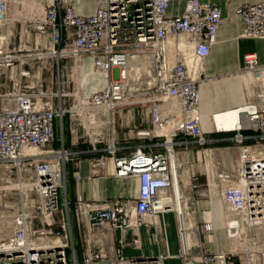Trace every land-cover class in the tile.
<instances>
[{
    "label": "built area",
    "instance_id": "1",
    "mask_svg": "<svg viewBox=\"0 0 264 264\" xmlns=\"http://www.w3.org/2000/svg\"><path fill=\"white\" fill-rule=\"evenodd\" d=\"M71 1L0 0V65L13 68L20 58L6 52L4 46L5 24L17 21L25 32L32 24L45 43L36 42L40 48L35 57L54 59L58 69L64 58H70L77 67L84 56H89L94 72L107 77L104 87L83 94L72 73L68 82L72 91L65 90L61 80V86L53 90L54 64L45 67L50 71L47 79L40 71L35 74L24 67L9 76L11 88L0 92V166L15 168L18 180L30 184L42 227L33 229L24 211L10 216L12 230L0 239V264H78L65 196L66 164L75 152L64 146V115L68 116L70 132L77 134L74 143L87 142L92 151L104 153L92 160L93 168L102 169L109 158L113 176L137 182L135 197L103 202L78 197L74 216L79 225L86 221L121 232L141 225L155 226L158 235L157 217L173 211L179 256L188 263L264 264V60L259 61L254 52L243 55L242 72L251 77L250 97L239 109L240 119L235 125L213 128L230 133L228 138L238 150L231 171L220 169L219 159L212 163L219 167L211 174L216 179L227 241V249L216 251L200 239L201 233L213 231L209 213L201 226L187 225L186 209L193 201L183 190L181 171L188 149L196 147L200 154L209 139L200 124L199 85L205 80L204 73L189 65L177 41L187 43L192 59L203 63L223 22L220 6L186 0L182 13L170 15L172 0H96L92 14L80 15ZM238 12L241 36L263 39L264 0L245 2ZM31 57L22 56L20 63ZM67 99L70 103L65 107ZM123 105H146L149 127L136 134L151 140L127 153H122L125 146L112 134L104 139L96 133L98 121L101 128L110 126L117 108ZM55 119L61 130L60 146L56 145ZM103 141L105 145L99 147ZM203 151L212 153L210 149ZM198 187V176H191L190 189L196 191ZM124 240L120 238L119 243L123 245ZM139 244L138 236L130 241L132 246ZM167 257L163 251L148 257H127L120 249L107 255L102 249L86 248L82 262L164 264Z\"/></svg>",
    "mask_w": 264,
    "mask_h": 264
},
{
    "label": "crops",
    "instance_id": "2",
    "mask_svg": "<svg viewBox=\"0 0 264 264\" xmlns=\"http://www.w3.org/2000/svg\"><path fill=\"white\" fill-rule=\"evenodd\" d=\"M215 2L220 6L223 22L216 32L215 42L210 47V53L203 61L205 76L210 77L199 85L200 104L199 110L201 113V129L209 139V142L203 146L202 151L210 149L217 151L224 148H231L233 145L228 138L231 134L225 132H216L211 125V116L213 112L223 110L229 107H237L245 105L248 98L246 96V82L239 78L243 70V55L248 52L257 54L258 60H264V38L263 39H249L241 36L242 20L238 12L239 6L243 3H255L261 0H203ZM186 0H172L168 8V14L178 15L182 13ZM71 5L80 15L92 14L96 7V0H72ZM90 59L89 56H84L79 66L75 67V85L83 91L81 86V76L84 69L85 61ZM63 60V59H62ZM61 60V61H62ZM68 61L62 64L60 71L57 74L62 77L63 88L69 87L68 75ZM60 66V65H59ZM197 66L193 62V67ZM73 72V67H72ZM94 71L93 69H90ZM245 74V73H243ZM248 75V74H247ZM73 78V75H71ZM60 80V79H59ZM102 88V87H101ZM99 88V89H101ZM84 93V91H83ZM239 116V117H238ZM114 122L108 126H99L96 133L106 139L112 134L119 144L125 146L122 153H127L135 148L138 144L150 142V139L138 138L137 131L145 130L149 127L148 112L146 105H131L119 106L114 118ZM240 119V114H229L224 120L231 126L235 125ZM67 124V122L65 123ZM64 127V123H63ZM68 130V129H67ZM80 130V129H79ZM77 134L71 133L68 130L67 138L64 146L75 155L66 164L67 169V190L66 199L69 202L70 222L73 232V246L78 264H83L82 260L85 255V249H102L107 255H114L117 249L127 257H142L153 256L158 251H163L168 254L164 260V264H200L198 262L188 263L186 259L179 256V239L176 230V217L173 211L160 214L157 217V223L160 232L157 235L155 226H139L136 229H128L121 232L119 229L111 230L108 225L96 227L84 221V224L79 225L74 216V208L78 197L84 200H95L103 202L112 198H127L135 197L137 194V182L135 179L117 178L111 173V162L106 158L105 166L93 168L92 160L104 153L99 151H92L91 146L87 142L74 143ZM103 142L98 144L99 147L105 145ZM236 147V144H235ZM184 149V147H179ZM196 147L188 149L187 160L184 161V167L181 171L183 190L187 192L189 201H193V205L187 206V225L201 226L203 217L209 213L213 231L209 234L201 233L200 239L207 242L208 246L216 251L227 249V241L224 229L222 228L220 218V207L216 201L218 191L216 193V182L214 177L209 181V174H207L206 185L211 188L207 192L211 196H207L206 190L197 193L190 189L191 176L197 175L198 180L201 175V170L196 167L200 160H196L195 156L191 159L190 153ZM229 152L220 154V162L223 167H228L230 162ZM211 165V164H210ZM80 175V179L76 180L75 176ZM215 175V174H214ZM215 184V187L213 185ZM201 182H199V186ZM195 192L197 195H192ZM62 197L64 196L61 193ZM214 197V198H213ZM170 213V218L173 223L169 231L167 214ZM168 232H171V239L169 240ZM138 236L140 244L138 247L130 245V241ZM125 239V243L121 245L119 239ZM212 243V245L210 244ZM69 254L72 252L69 250ZM91 264H109L106 261H99ZM238 264V263H237Z\"/></svg>",
    "mask_w": 264,
    "mask_h": 264
},
{
    "label": "rangeland",
    "instance_id": "3",
    "mask_svg": "<svg viewBox=\"0 0 264 264\" xmlns=\"http://www.w3.org/2000/svg\"><path fill=\"white\" fill-rule=\"evenodd\" d=\"M29 24V23H27ZM31 27H29V31L26 32L23 31L22 26L23 24L21 22H14L11 23V25L7 26L5 24L3 28V33L5 38V43L4 46L6 47V52H9L12 55H15L17 57H20L19 59H16L13 64V68H10V66H4L0 65V83H2V87L0 85V92L2 91H7L11 88V81L9 80V76L12 75L14 72H18L20 68L24 67L26 69H30L33 73L37 74V72H41V77L43 79H47L49 77V72L46 70V66L49 67L51 64H54V84H53V90L56 91L60 85V80H62L61 76H58L57 74L62 73L60 69L62 68V64L65 63V61H68V75L72 73L73 78H75V73L76 71L74 70V65L73 62L70 58H64L62 61L60 60V66L57 69L56 61L51 58H38L35 57L34 54H36L37 50L40 48L39 44H36L38 40H40V44L44 45L45 43L42 42L41 39L37 37L35 34V30L32 28V24H30ZM7 34V35H5ZM38 38V39H37ZM47 46V44H46ZM44 50V49H43ZM31 54V58H28V60H25V63H20V59H22V56ZM187 55V54H186ZM191 55V54H190ZM188 56V55H187ZM189 57V56H188ZM0 63H2L0 61ZM71 67H73V72L71 71ZM90 69H93V59L90 57L88 61H85L84 64V69L83 73L81 76V86L84 89L83 94H90L92 92H95L99 90V88L104 87L107 84V77H103L97 73L92 72ZM203 69H204V64H203ZM205 80L209 79L210 77H207L203 75ZM240 79L246 82L245 86V92L246 96L250 97L251 94V77L247 74H240L239 76ZM59 83H58V80ZM204 80V81H205ZM72 83L69 85V87H65V90L67 91H72ZM57 103V100H55ZM70 103V100H66V106L68 107ZM243 106H237V107H229L223 110H218L213 112L211 116V125L213 128H218V129H228L231 127L226 121L224 120L225 117H227L229 114L234 113L236 115H239V109ZM215 116V117H214ZM239 117V116H238ZM67 122V124H65ZM64 124H65V129L69 130V122H68V116L65 115L64 118ZM54 125H55V139H56V145L60 146L61 144V130L60 126L58 123V120H54ZM80 128V127H79ZM67 130V133H68ZM79 133L81 132L80 130L78 131ZM63 136H64V127H63ZM67 138V135L64 136V142L65 139ZM231 145L233 147L231 148H224L220 149L217 151H212L210 152H204L201 151L200 154H197V148L193 151V154L190 153V158L192 159L194 156L197 160V158L200 159L199 162H196L198 164L196 167L201 170V175L199 178V182H201V185L198 187L197 193L203 192L206 190V195L211 196L208 192L209 188L206 183H207V175L209 174V177L212 176L211 172L213 171H218L219 167L212 166V163H214L215 160L220 158L221 153H226L229 152L230 157V162L233 159L237 158L238 155V150L235 147V142L230 140ZM214 155V156H213ZM235 161V160H234ZM211 164V165H210ZM220 169H224L226 171H231V165L229 163L228 167H221ZM211 180V177L209 178V181ZM215 182L216 179L214 178ZM28 184V185H27ZM215 187V184L213 185ZM217 193V189H216ZM191 194L194 196L197 195L195 192H191ZM214 198V197H213ZM37 198L35 195L34 190H31L30 184L25 181V180H18V174L15 168H11L10 166L5 167V166H0V239L6 237L7 235L10 234L12 227L10 224L11 217L13 214L21 213L24 211L29 215V221H30V226L33 229H37L42 227L41 226V218L38 214V209L36 208V202ZM218 202V206L220 207V218H221V206H220V201H219V195L218 198L216 199ZM167 222H168V227L169 231L171 229V225L173 223L172 219L170 218V213L167 215ZM169 235V240L171 239V232H168ZM212 245V243H210ZM211 249L212 246H210ZM214 250V249H213Z\"/></svg>",
    "mask_w": 264,
    "mask_h": 264
},
{
    "label": "bare ground",
    "instance_id": "4",
    "mask_svg": "<svg viewBox=\"0 0 264 264\" xmlns=\"http://www.w3.org/2000/svg\"><path fill=\"white\" fill-rule=\"evenodd\" d=\"M177 44H178V46L181 48V50H183L184 51V54L186 55V57L188 58V63H189V65H191V67H193V62H196V64H197V66H194L193 67V69L194 70H196V69H202V71L204 70L203 69V63H199V62H197L195 59H192V57H191V55H190V48L187 46V43H185L183 40H180V41H177ZM172 45V44H171ZM92 72H94V71H92ZM94 73H96V72H94ZM97 74H99V75H101V76H103L104 77V75H102V74H100V73H97ZM242 106H244V105H242ZM215 117V116H214ZM218 129V128H217ZM214 156V155H213ZM28 185V184H27ZM178 206H179V209H181L182 207V205H181V202H179L178 204H177ZM169 212H171V211H169Z\"/></svg>",
    "mask_w": 264,
    "mask_h": 264
},
{
    "label": "trees",
    "instance_id": "5",
    "mask_svg": "<svg viewBox=\"0 0 264 264\" xmlns=\"http://www.w3.org/2000/svg\"><path fill=\"white\" fill-rule=\"evenodd\" d=\"M64 118H65V115L63 116V123H64ZM67 135V130L65 129V124H64V136Z\"/></svg>",
    "mask_w": 264,
    "mask_h": 264
}]
</instances>
